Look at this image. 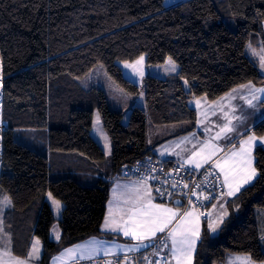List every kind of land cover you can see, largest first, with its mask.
Listing matches in <instances>:
<instances>
[{
    "label": "trees",
    "instance_id": "16d2710c",
    "mask_svg": "<svg viewBox=\"0 0 264 264\" xmlns=\"http://www.w3.org/2000/svg\"><path fill=\"white\" fill-rule=\"evenodd\" d=\"M165 1L0 0V195L11 200L2 221L13 256L25 259L34 237L43 244L38 264L91 237L124 241L103 234L101 225L111 185L124 177L122 166L154 154L147 146V115L156 125L190 122L189 132L197 120L191 100L213 102L236 87L264 84L247 50L264 45V0H181L169 7ZM142 55L148 64L171 57L179 70L164 79L145 78L147 110L133 108L126 124L99 92L112 155L96 184L55 174L45 153L15 139L18 131L46 129V149L78 152L97 166L105 153L90 134L92 110L75 107L74 80L102 64L119 86L138 94L119 62ZM252 132L264 136V120ZM254 158L257 177L227 201L218 234L212 236L203 222L194 264H222L229 254L264 262L256 214L264 209V150L256 147ZM49 193L64 205L57 242L50 239L55 218Z\"/></svg>",
    "mask_w": 264,
    "mask_h": 264
},
{
    "label": "rangeland",
    "instance_id": "374dc122",
    "mask_svg": "<svg viewBox=\"0 0 264 264\" xmlns=\"http://www.w3.org/2000/svg\"><path fill=\"white\" fill-rule=\"evenodd\" d=\"M180 1L181 0H166L165 6L166 7L172 6L179 3ZM263 31H264V23H263ZM247 50H248V54L254 57L258 61L260 72L264 75V69L261 68V57L264 56V45L261 46L259 49H255L253 47L248 46ZM142 56H144V60L140 63H136V62L139 60L141 56L132 61L119 62V66L122 69V73L124 77L139 86L140 89L138 94H132L126 91L125 89H123L121 86H119L107 74L106 69L102 64L96 65L84 77L74 80L75 84L79 88L77 95V98L79 97L78 98L79 103L75 107L87 108L92 110V125H91L90 134L98 142V144L101 146V148L105 153L104 161L100 162L99 164L97 163V166L91 165L88 159H86V157L84 158L83 155H81L78 152L64 153V152L50 151L46 149L47 146L45 142L46 140L45 136H46V131H48L46 129H44L45 131L43 130L38 131L36 132V134L34 131H31V129L25 131H18L15 139L25 145H28L30 148L32 147L34 149H37L41 153H45V155L50 160V164L53 168L52 170L54 171L55 174H64V175L69 174L71 176H75V178L78 181L84 182L85 184H90V185L96 184L99 178L101 177V174L105 173L104 167H106L110 163L111 155H112V143L107 131L103 126L102 117L98 109V103L100 100L99 92H103V95L105 96V99L110 109L121 112L123 114L122 123L126 124L129 120L130 112L133 108L140 107L147 110V103L145 99V86H144L145 78L147 76H155L164 79L176 74L179 70L178 64L172 58L171 59L175 64V71H173L172 66L167 63L169 58H167L163 63L148 64L146 63V56L145 55ZM184 86L186 89L188 88L187 84H184ZM242 86L236 87L227 95L220 98V100L211 102L203 97V98L193 99L189 102L190 107L195 109L197 112V124H196L197 131L195 134H197L196 136H198V133H201V135H203L204 138L202 144L200 143L193 144L194 145L192 146L193 152L200 151L201 147L205 143H212L223 149V147H225L226 145V141L222 138H215V137L216 134L220 131V128L225 123H229V122H230L229 126L235 127L236 129H238L240 133H244L245 131H247L249 135H254L258 139V137L254 133H252L251 130L257 125L258 121H260V119L264 115V105H262L261 103V101L264 100V92L258 91L259 89H264V84L262 86H255L249 83ZM249 102H251V104ZM190 126H191L190 122L156 125L152 122L151 117L147 115V132H146L147 145L149 148H152L154 146V143H156L161 137H163V135H174L175 133H180L185 129L188 130ZM0 128H2V130L4 129L3 122L1 120H0ZM249 129L251 130L248 131ZM229 135H234V133ZM186 138H189L187 144L192 145L193 140L190 137H186ZM237 138L238 140L236 141V143L238 148L239 147L238 142L242 139H246V137L243 135H238L236 136V139ZM254 148L252 149L253 164L255 160L254 152H253ZM232 150L235 149H230L227 152H229L230 154ZM205 151H208V149H205ZM219 153L220 152H218L217 154ZM244 175H245L244 173L238 174L236 176L237 179L236 180L234 179L235 183L233 184L235 185L236 183H241L242 177ZM256 177H257V171H256ZM118 179H122L121 182H125V180H130L131 183L137 182L146 185L148 184L147 181L130 178V177H122ZM254 180L255 178H252L249 181V183L242 184L240 190L236 192L234 196H236L243 188L250 185ZM147 186L149 187V185ZM149 189L151 190L150 187ZM114 190H117V185H114L111 190V194L113 196L112 198H114ZM119 190H118V199L120 198ZM6 196L7 195L5 194H1L0 201H3L4 197ZM234 196H228L226 193L224 198L220 201V204L223 206L220 209H217L214 215L205 217L202 216L200 213H196V215L199 216V238H200L203 222L206 223L207 230L212 236L218 234L222 222L228 215L226 203ZM46 200L48 201L55 218L53 225L51 226L50 229V239L54 242H57L58 240L55 239L54 228L56 232H59L61 234L59 228V220L62 216L64 205L61 201L54 198L52 195L50 197L49 194L46 195ZM53 201L60 202L61 207L59 211L57 210ZM118 206L123 207L124 206L123 201L122 202L118 201ZM6 208L7 206L0 205V221H2V213ZM256 214L259 222L261 247L264 250V209L262 208L257 209ZM209 224H211L213 227L216 228L215 232L211 231V229L209 228ZM0 228L3 229V231L0 232V249L7 250L10 246V237L7 231L4 229L3 221L2 223H0ZM37 240L39 241V244L37 245L39 249V259L37 260L35 258V255H33V257L29 259L27 255L25 259L28 260V264H38V262H40L42 259L43 244L38 237L32 238L29 252L32 251V245ZM198 241L199 239L196 240L195 249L191 253V264H194V255L196 252ZM84 242L85 241H81L61 249L50 259L49 264H80L83 260L87 259L86 256L84 258H80L81 252L84 250L83 249ZM133 242L136 244L141 243L140 241L134 239ZM168 243L170 245L171 241H168ZM77 245H80L82 247L77 248L76 247ZM67 249H72V251L67 252L66 251ZM160 251L161 252L164 251L162 252L164 253V256H166L167 259L169 258L171 262L176 264V260L171 258V256L169 255L168 248H162L161 245ZM125 253H132V252L125 251ZM100 255H105V254L101 252ZM11 256L12 255L10 256L4 255L0 259H2L5 262V264H9L10 262L9 258H11ZM237 256L243 257L248 255L229 254L227 256L226 261L222 264H230V261ZM255 262L256 264H261V262H257V261Z\"/></svg>",
    "mask_w": 264,
    "mask_h": 264
},
{
    "label": "snow or ice",
    "instance_id": "6c2138e0",
    "mask_svg": "<svg viewBox=\"0 0 264 264\" xmlns=\"http://www.w3.org/2000/svg\"><path fill=\"white\" fill-rule=\"evenodd\" d=\"M251 47V45H249ZM144 60V56H141L136 63H140ZM168 64L172 66V70L175 71V64L169 57ZM127 66V65H126ZM261 68L264 69V56L261 57ZM2 86V84H0ZM251 86V85H249ZM243 87V86H242ZM258 91L264 92V89ZM251 104V102H249ZM229 123H225L220 131L216 134L215 138H222L226 141L225 147H230L232 150L229 152L225 151L223 157L218 158L214 162V167L220 169L223 174L224 182L223 186H226L229 191L228 196H234L236 192L240 190L242 184H247L256 175V169L253 167L252 149L254 147H260L264 150V138H257L254 135H249L247 131L240 133L235 127H230ZM234 133V135H229ZM243 135L246 139L240 140L239 147L235 143L236 136ZM208 149V151H205ZM224 151L219 146L212 143H205L200 151L193 152L192 156L189 157V162L195 165V168H201L204 164H208L212 161L213 156L218 152ZM244 173L241 183L233 184L235 177ZM208 176H213L218 179V175L212 171L211 167L207 170ZM202 183H211V181L205 178ZM201 184H194L189 193H183L188 197V204L192 207L183 213L180 212V208L183 207L180 200L175 201L176 208L166 207L163 204L153 203L154 197L150 191L141 190L140 187H133L126 189L125 192L121 193L126 198L123 200V207L113 208V201L108 202V211L104 218L103 229L114 232L122 233L125 237H131L134 240L140 241V246L144 248L152 247L156 248L157 244L162 245V248L169 249V255L171 258L176 260V264H191V253L195 249L196 240L199 239V216L195 213V204L191 197L196 196L199 199V194L196 189L201 188ZM173 189L179 187L178 183L171 185ZM183 188H188L187 184L183 185ZM160 195L164 193L160 192V189H156ZM115 192V190H114ZM167 195L172 196L173 192H168ZM51 197V194L49 193ZM204 199H209V196H204ZM57 210L59 211L61 205L59 201H53ZM0 205L10 206L11 200L9 197H4L3 201H0ZM223 205H221L222 207ZM2 223V221H0ZM211 231L215 232L216 228L209 224ZM3 229L0 228V232ZM55 232V239L60 240L61 236L59 232ZM158 234H163L158 236ZM195 238V239H194ZM145 241H147L145 243ZM168 241H171L169 245ZM39 241H35L32 245V251L29 252L28 258L31 259L33 255L39 259V249L37 245ZM77 248L82 246L77 245ZM120 247V246H116ZM81 252V257L85 256L91 260L94 255H99L102 251L105 255L109 254V250L104 247L103 241L93 240L91 244H85ZM137 250L135 246L129 247L128 251ZM67 252H71L72 249H67ZM4 255H11L10 249H0V258ZM127 260V257L123 258ZM14 264H28L27 259H19L12 257ZM0 264L5 262L0 259ZM111 264V262H109ZM119 264V260L117 261ZM150 264H160V261H152ZM164 264H169V261L165 259ZM230 264H256L251 256H237L234 257ZM264 264V262H261Z\"/></svg>",
    "mask_w": 264,
    "mask_h": 264
},
{
    "label": "built area",
    "instance_id": "2783aa9c",
    "mask_svg": "<svg viewBox=\"0 0 264 264\" xmlns=\"http://www.w3.org/2000/svg\"><path fill=\"white\" fill-rule=\"evenodd\" d=\"M216 159L201 168H193L179 161L164 160L155 154H149L122 166L120 174L124 177L147 181L155 200L159 203L175 204V201L180 200L183 205L181 207L183 212L192 207L188 204V197L183 193H189L194 184H201V188L196 189L199 199L196 196H192L191 199L195 204V209L206 217L214 203L222 198L225 193L224 180L218 168L214 167ZM210 167L218 175V179L207 175V170ZM206 177L211 183H202ZM173 183H178L179 187L173 189L171 187ZM184 184H187L188 188H183ZM156 189H160L164 195H160ZM168 192H173V195H167ZM204 196H209V199H204ZM160 247L161 245L157 244L156 248L148 247L137 252L97 256L91 260L87 258L80 264H109V262L117 264L118 260L119 264H150V262L157 260L160 261V264H164L166 257L160 251ZM124 257L128 259L124 260Z\"/></svg>",
    "mask_w": 264,
    "mask_h": 264
},
{
    "label": "crops",
    "instance_id": "0c3cea01",
    "mask_svg": "<svg viewBox=\"0 0 264 264\" xmlns=\"http://www.w3.org/2000/svg\"><path fill=\"white\" fill-rule=\"evenodd\" d=\"M218 100H220V98ZM261 103H262V105H264V100H262ZM196 114H197V112H196ZM262 120H264V115L260 119V121H258V123L261 122ZM196 124H197V120H196V123H195V129H193L192 131L186 132L187 130L185 129L184 131H181L180 133H175L174 135H163V137H161L156 143H154V146L151 148L152 149V153H154L155 155H157L161 159L179 161V162H182V163H184L186 165H189V166L195 168L194 164L189 162V157L192 156V152H193V150H192L193 147L192 146H194L193 145L194 143L202 144L203 141H204L203 135H201V133H198V136H196L197 134H195L196 131H197L196 130L197 129L196 128L197 127ZM250 130L251 129H249L248 131H250ZM186 137H190L193 140L192 141V145H188L187 144V141H188L189 138H186ZM257 137H258V139L264 138V136H261V137L257 136ZM237 140H238V138L235 139L234 142L236 143ZM255 148H254V150H255ZM223 149H224V151H221L219 154H216L215 156H213L212 160L215 159V158H217V159L221 158L225 154V151H228L231 148L230 147H227V148L223 147ZM253 167H254V164H253ZM218 171H219V169H218ZM220 174H221V176H222V178L224 180L223 174L221 172H220ZM253 178L256 179V175ZM236 179H237V177L235 178V180ZM121 181H122V179H115L113 181L112 185H111V188H110L109 200L113 201L114 210L118 207V201L122 202L126 198L125 196L121 195V193L125 192L126 189H131L133 187H137L138 186V187L141 188V190L150 191L152 196H153L152 190L149 189L150 186L149 187L147 186L149 184L146 185V184L137 183V182L131 183L130 180H125V182H121ZM233 183H235L234 180H233ZM114 185H117V190H115L114 198H112L113 196L111 194V190H112ZM119 188H120V190H119ZM118 190H119V195H120L119 199H118ZM228 190L229 189L225 186V193H224L223 197L215 202V204L211 207V209L209 210V212H208L206 217L214 215L216 210L221 208L220 201L224 198V196L226 195ZM109 200H108V202H109ZM108 202H107V209H106L105 215L107 214V211H108ZM153 203L160 204L159 202H157L155 200V198L153 199ZM163 205H165L166 207H172V208H176L177 207L175 204H163ZM195 211H196L195 213H199L196 209H195ZM180 212L183 213L181 208H180ZM103 224H104V220H103V223L101 225V232L103 234H111V235H114V236L118 235V236H121L124 239V241H119L117 239H107L105 237H100V236L91 237V238L85 240L84 245L86 243L87 244H91V242L93 240L103 241L104 242V247L109 250V253L113 252V253L108 254V255H100L99 254V255H94L93 257L123 254V253H125V251H128L129 247H132V246H135L137 250H133V251H130V252H137V251H141L143 249H146V248L140 246V243H137V244L134 243L133 239H131L130 237H125L122 233H114V232H110V231L104 230L103 227H102ZM161 235L162 234H158V236H161ZM146 242L147 241H145V243ZM116 246H120V247L118 248ZM122 251H124V252H122ZM162 252H164V251H162ZM12 257H15V256L12 255L11 258H9V261L11 262V264H14V261L12 260ZM166 259H167V257H166ZM167 260L169 261V264H174L173 262H171L169 260V258ZM10 262H9V264H10Z\"/></svg>",
    "mask_w": 264,
    "mask_h": 264
},
{
    "label": "water",
    "instance_id": "95a60500",
    "mask_svg": "<svg viewBox=\"0 0 264 264\" xmlns=\"http://www.w3.org/2000/svg\"><path fill=\"white\" fill-rule=\"evenodd\" d=\"M176 205V204H175ZM125 264V263H124Z\"/></svg>",
    "mask_w": 264,
    "mask_h": 264
}]
</instances>
